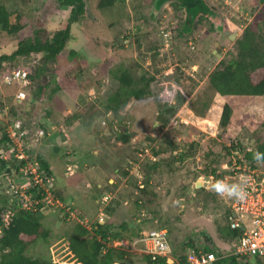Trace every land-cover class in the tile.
I'll return each mask as SVG.
<instances>
[{"label": "rangeland", "instance_id": "1", "mask_svg": "<svg viewBox=\"0 0 264 264\" xmlns=\"http://www.w3.org/2000/svg\"><path fill=\"white\" fill-rule=\"evenodd\" d=\"M3 1L13 11L10 17L13 23L17 21L19 13L26 12L27 26L20 33L22 37H28L38 29H45L48 34H52L55 29L65 28L73 22L72 7H63L57 0ZM100 1L86 0L88 12L79 21L71 24V37L56 61H47L43 53L36 54L35 57H20L17 60L18 69L27 70L29 73L37 72L39 69L40 75H43L34 80L36 82L31 89L28 87L30 90L28 88L24 90L18 83L8 84V86L18 87L14 99L20 89L26 93L27 97L20 104L27 101L33 109L47 111L46 108H50L52 102L57 107H62L63 97L60 93L54 95L53 99H48L50 87H46L44 94L39 97L40 99L45 96L44 100L40 99L41 101L34 103L29 99L33 92L36 95L39 91V84H47L50 81L51 75L55 74L57 78H60L63 74L75 70L80 71L79 80L84 82V86L98 82L96 87L92 86L90 89V95L85 93L78 97L73 96L74 100L80 103V107L78 111L69 108L66 113L73 115L84 111L85 114L84 117L79 118V122L73 119L76 124L74 122L72 128L61 121L67 116L66 114H63V117L58 115L59 123L61 121L60 126L51 125L52 129L48 130L43 137L28 138V143H33L36 147L35 153L41 154L50 164L53 171L51 180L54 184L56 181L58 189L65 194L66 200L54 205L51 204L52 200L48 201L47 204L39 205L35 211L29 204L26 210L42 217L45 226L50 229L49 253L52 260L58 264L71 262L64 259L63 255L66 253L67 239L74 226L80 223L93 232L94 227L98 228L95 224L97 220H101L100 218H103L102 223L107 222L112 225V232H116L122 223L129 224L128 229L123 231L128 237L115 240L112 244L129 251L132 255L135 254L137 261L143 259L146 261L142 254L145 247L141 241L143 233L154 228L158 229L160 225L166 226L170 234L184 238L183 240L199 238L204 242L201 232H205L219 242L216 224L225 212L226 205L229 206L232 201L234 192L228 189L225 181L231 178H222L224 181L217 183V186L212 177L204 176V184L215 193L216 201L213 205L206 198V193L197 195L192 180L195 181L193 179L195 170H199L197 168L202 166L201 153L209 147V141L217 138L218 144L214 146L216 150L221 148V142L224 143L219 137L222 134V127L219 124L221 103L237 96L218 94L216 89L210 85L209 76L220 60H229L237 54L238 41L248 27L258 33L264 32V6L250 19L248 11L240 7L241 4L238 5L239 0H208L211 6L220 13V20L199 19L193 30L183 36L180 35L179 27L184 22L185 12L175 1L166 2L158 10L155 9L157 0H144L140 4L136 3L137 7L135 0H117L112 8H100ZM143 3L146 5L142 7ZM251 4L256 5L257 2L252 0ZM140 5L142 11L135 9V7L140 8ZM237 9L240 11L236 12ZM242 12L247 18L238 16L243 15ZM225 30L236 32L235 40L226 38ZM12 37L7 34L0 35V56L7 52L11 42L18 41L15 36L14 39ZM148 47L151 52L157 53L156 60L150 55ZM73 49L79 50L77 55L72 53ZM9 62L12 63V61ZM121 67H127L132 72L138 81L134 84L136 88L150 87L151 93L143 99L132 98L124 112L117 115L107 105L112 104L108 96L117 90L120 83L113 71ZM13 69L7 62L0 67V84H5L3 76L8 77ZM142 74H145L147 78L155 75L158 82L163 83L164 86L168 85L170 90L177 88L175 94L172 93L173 97L164 101L162 91L158 97L156 85L149 86L141 81ZM44 76H47L48 80H45ZM177 78L181 85L177 83ZM170 83L173 85L171 86ZM94 88H98V93H95L97 90ZM178 90L184 92L185 98L183 97L182 104H178L177 112L170 118V121L166 125H161L157 116L161 110L160 104L164 105V103L160 99L166 103L176 104ZM3 91L6 95L10 93L7 86ZM6 95L4 96L5 103L8 104L11 96ZM235 101L233 102L235 106L240 103L238 99ZM185 111H190V113H185ZM125 123H127L129 133L133 134V142L131 141L127 151H133V145L144 146L146 150L142 152V156L138 155L143 161H147L148 158L154 159L152 149L159 145L169 149L171 145L168 139L178 144L175 154L182 151L187 152L190 143L194 140L200 141L204 148L200 150L195 159L182 160V165L181 162L176 164L181 165L183 169L179 174H175L174 180H180V183L177 182L173 188L169 187L170 181L165 176L166 174H154L149 186L152 199V204L148 208L149 212L146 209L135 208V199L139 190L127 185L129 178L132 179L133 185L138 181L146 184V178L142 172L144 167L138 165L136 161L131 160L127 163L125 160L121 165H127L130 168V176L125 177L120 174L119 179L112 177L110 184L105 185L109 180L107 177L113 171V156L119 158L122 153L118 150L125 149L124 147L118 148L122 143L118 142L115 136L116 131L120 130V124ZM256 128L264 136V125L259 122ZM243 133L245 130L239 132L240 139ZM149 135L154 136L155 141H147ZM108 137H111L110 142L106 140ZM242 140L248 147L253 146L252 139ZM140 148L137 146L138 153ZM23 156L29 157L27 154ZM226 163L227 158L223 157L220 168H224ZM4 171L1 170L0 173V203L3 205V199L7 198L8 210L6 212L12 215L23 207L17 202L18 197L15 198L7 191L9 187L11 188L10 177L18 172L8 176ZM95 184L104 188L101 191L96 190ZM111 184L116 186L115 190ZM183 190L186 196L179 197L180 199H170L173 198V193H180ZM102 191L104 192L100 193ZM120 191L121 195L125 194V198L123 196L119 198L120 205L116 206L114 212H106L107 206L113 205V199L118 198L116 195ZM83 195L88 198H84ZM105 196H108L107 201L104 200ZM14 206L18 207L17 212L10 210ZM150 211H154L155 215L148 216ZM144 215L148 218H143ZM176 216L181 219L176 220ZM166 222H170L171 226L166 225ZM138 224L139 229H142L141 234L137 232L139 231L136 228ZM44 245L41 242L36 246L37 248H30L28 254L35 256L41 253ZM1 254L2 251L0 258ZM240 262L241 264H255L256 260L244 258ZM72 263L76 264L74 261Z\"/></svg>", "mask_w": 264, "mask_h": 264}, {"label": "trees", "instance_id": "2", "mask_svg": "<svg viewBox=\"0 0 264 264\" xmlns=\"http://www.w3.org/2000/svg\"><path fill=\"white\" fill-rule=\"evenodd\" d=\"M116 1L117 0H101L99 6L100 8H112ZM135 1V6L136 3L140 4L144 2V0ZM168 1H175L179 7L184 9L185 19L182 26L179 27L180 35L184 36L189 34L193 30L196 21L199 19L220 20V13L212 7L207 0H157L155 9H160L162 5ZM57 2L63 7H72L73 22L79 21L88 12L86 0H57ZM141 5L143 7L146 4L143 3ZM141 5L140 8H136V6L135 9L142 11ZM12 13L13 11L8 8L5 1L0 0V35L7 34V36H13V39L15 36V39L18 40L17 42H11V46H8V50H6L7 52L0 56V67L3 66V63L9 61L15 62L20 57H35L36 54L40 53L44 54L47 61H56L61 52L66 48V44L71 37V24L73 22L69 23L65 28L55 29L52 34H48L45 29H38L35 30L32 35L22 37L20 33L27 26L25 20L26 12L19 13V15H17V21L14 23L10 20ZM238 42L237 48L239 50L237 54L232 56L229 60H220L209 76L210 85L216 89L218 94L222 96H237L221 103L219 124L222 127V134L219 137L223 139L224 143L221 142V148L216 150L214 146L218 144L217 138L211 139L209 141V147H206V150H203L201 153V168H197L199 170H195V172L193 171L195 174L193 179L195 181L192 180V182L196 187L197 195L206 193L205 196L210 200L211 205L215 204V193L204 184V176L212 177L214 184L217 186V183L224 177H230L232 179L240 174L245 177L255 176L257 178L258 174L254 171L255 169L259 172L260 178L263 177L264 136L259 133L256 124L260 122V124L262 123L264 125V32L262 33V31H260V33H258L255 32L254 29L248 27ZM147 50L154 60L158 58L157 53L151 52L149 47ZM78 51V49H73L72 53L77 55ZM79 73L80 71L76 72L73 70L71 73L63 74L60 78H57V75L53 74L52 79L47 84H39V92H41V94L45 87H50L48 99H53L54 95L60 93L63 97V104L62 107L59 108L51 101L52 106L48 108L46 115L34 121V130H43L45 134L48 133V130L52 129L51 125L60 126L61 121L72 128L75 121L79 122V118L84 117V111L72 115L67 114L66 110L72 108L78 111L80 103L75 101L74 97H78L81 94L85 95V93L90 95V89L92 86L96 87L98 82L95 81L94 84L84 86V82L79 80L81 75ZM113 74L120 83L118 84L117 90L108 96L112 104L107 105V107L111 109L114 114L119 115L123 113L132 98L137 100L143 99V97L151 93L150 87L136 88L134 86L138 81H136V78L129 68L121 67L113 71ZM29 75L33 80H37L40 77V71L37 69V72L30 73ZM140 79L149 86L152 84H154V86L156 85L158 97L160 92L167 87V85L164 86L163 83L160 84L155 75L147 78L145 74H142ZM176 81L181 85L178 78ZM34 83L35 81L30 85V89ZM170 85L172 86L173 83H170ZM6 86L7 89L10 90V93L7 95H10L11 99L8 104L5 103L6 99L4 96L6 93L3 89H0V143L2 144L0 147V173L1 170H5L4 172L6 175L11 176L18 172L20 168L27 163V160L22 156H10L7 159L3 158L2 153H7L9 155V149L13 144V140L8 133V127L16 120H22L23 126L26 128L29 127L28 123L29 125L32 124L33 120L28 121L30 115L25 112V101L22 102L23 104H20L14 99L18 87L15 85L8 86V84H6ZM6 86L3 88L5 89ZM25 89L27 90V88ZM183 93L184 92L179 90L177 91L176 97L178 96V100L175 102L176 104L166 103L160 99V101L164 103V105L160 104L161 110L157 116L161 125H166L170 121V118L177 112L179 105L183 102ZM13 99L14 102H12ZM237 99L240 100V103L235 106L233 102ZM7 107H9L8 111ZM185 113H190V111H185ZM63 114L67 116L59 123L57 117L58 115L63 117ZM73 119L75 121H73ZM181 124H183V122H181ZM111 128L113 130V127ZM34 130H31L30 133L25 135L24 141H26V144H28L29 137L35 138L33 134L35 132ZM242 130H245L242 139H252L253 146L248 147L245 145L244 141L240 139L239 132ZM115 136L116 140L122 143L118 148L124 147L125 149L118 150V152L122 153L119 158H114L113 156V171L108 177L112 175L111 178L119 179L118 176L120 174L125 177L130 176V168H128L127 165L121 166L125 160L127 163H130L132 160L133 162L136 161L138 165H142L144 167L142 172L146 178V184H142L138 181V183L133 185L132 179L129 178V183L127 185L133 186L139 190L135 199V208L141 210L146 209L148 212V208L152 204L149 186L150 180L153 178L154 174H166L165 176H167L170 181L169 187L173 188L177 182L180 183V180H174V177L175 174H179L181 169H183L181 166L183 163L182 160L195 159L203 148L200 141L194 140L190 143V148L187 152L182 151L175 154L178 144L168 139L171 145L169 149L159 145L157 148L152 149L154 159L148 158L147 161H143L138 155L140 154V156H142V152L146 150L144 146L142 147L139 144L133 145V151H127L133 140V134L129 133L127 123L124 125L120 124V130L116 131ZM110 139L111 137L106 138L109 142ZM147 141L153 142L155 141V137L149 135L147 136ZM162 143L165 142L162 141ZM137 146L142 148H140L139 153L137 152ZM35 148V146L27 147V145H25L24 152L30 155V159L34 158L38 160L42 167L48 171L49 175L53 176L50 164L41 154L35 153ZM223 157L227 158V163L224 165V168H220V162ZM178 162H181V165H176ZM109 184V181L105 183V185ZM111 185H113V190H115L116 186L114 184ZM94 188L101 191L104 187H99L95 184ZM54 194L57 198L66 200L65 194L60 191L56 185ZM121 194L120 191L116 195L118 198L113 199V205H108L106 212L112 213L116 210V206L120 205L119 198H122V196L125 198V194ZM83 196L86 199L88 198V196ZM184 196H186V194L183 190L180 193H173V198L170 199H180L179 197ZM7 200V198L3 199V205L0 203V225L4 223L3 216L8 210L6 204ZM150 212L151 213L147 214L148 216H150V214L151 216L155 215L154 211ZM148 216L144 215L143 218H148ZM175 219L179 221L181 217L176 216ZM96 225L98 228L94 227L93 232L80 223L74 226L67 239L66 253L63 255L64 259H68L67 261L71 262L74 261L76 264H122L123 262H126V264H138L140 261V264L167 263L166 259L154 260L144 253L142 254L144 258H146V261L144 259L137 261V257L134 256L135 254L132 255L129 251L112 244L115 240L128 237L125 236L123 232L128 229V223H122L121 227L118 228L116 232L111 231L112 225L110 223H102L101 220H97L95 226ZM166 225L171 226L170 222H166ZM216 225L218 237L227 243L237 241L238 237L241 235V230L231 228L229 221V206L227 205L225 207V212L217 221ZM136 228L139 230L137 232L141 234L142 229H139V224ZM159 228L167 227L160 225ZM201 233L204 242L200 241L199 238L183 240L184 238H180L177 235L174 236L170 234L168 230V238L173 249L172 254L176 258L173 264H190V254L200 255V251L201 253H208L210 251L216 252L218 259L212 264H241L240 260L244 258L256 260L255 264H264V257L260 256L242 257L235 254L223 255L225 249L221 250L218 247L219 249L216 250V247L212 248L211 240L213 237L205 232ZM50 235L51 231L45 226L42 217L36 216L35 213L27 210H20L13 216L10 223L3 228L0 234V252L2 251L0 264H58V262L52 260L51 254L49 253L50 245L48 243V238ZM41 242L45 244L41 253L35 256L29 255L28 250L30 248H37L36 246ZM69 264L74 263L69 262Z\"/></svg>", "mask_w": 264, "mask_h": 264}, {"label": "built area", "instance_id": "3", "mask_svg": "<svg viewBox=\"0 0 264 264\" xmlns=\"http://www.w3.org/2000/svg\"><path fill=\"white\" fill-rule=\"evenodd\" d=\"M29 74L27 70L14 68L9 72L8 77L4 75V81L7 84L18 83L25 90L32 83ZM173 90H170L167 85L162 91L164 101L169 97H173L172 93L175 94L174 92H176L177 88ZM26 97V93L20 89L15 99L21 103ZM30 132L27 127L25 128L23 126L22 120H16L12 123L8 129V133L13 140V144L9 149V155L2 153L3 158L7 159L10 156L24 157L23 155L25 154L29 155L24 152V148L25 145L27 147H33V143L26 144L24 137ZM34 133L37 139L43 136L44 131L38 130ZM25 159L27 163L20 168L17 174L10 177L11 188L9 187L7 189L15 198L18 197L17 202L23 205L21 210H26V207L31 204L35 211L39 205L47 204L51 200L52 205L62 203L61 199L54 196L55 184L52 182L51 175H49L48 171L42 167L38 160L34 158L30 159V155ZM254 171L258 174L257 178L255 176L245 177L239 174L232 179L225 180L229 190L237 189L242 190L244 193L243 198H241L233 191L232 201L229 204L231 228L241 230V235L238 237V240L231 243L233 247L232 254L242 257H264V170L262 171V178H260V174L256 169ZM223 181L221 179V182ZM104 200L107 201L108 196H105ZM17 208L14 206L10 210L17 212ZM7 214L6 212L3 216L4 223L0 225V234L16 213L12 215L8 214L6 217ZM100 219L102 220L103 218ZM143 235L142 241L145 246L143 250L144 254L149 255L154 260L166 259L168 261V259L173 257V249L168 238L167 228H154L148 232H144ZM200 255L190 254V264H212L218 259L215 251L208 253H201L200 251Z\"/></svg>", "mask_w": 264, "mask_h": 264}, {"label": "crops", "instance_id": "4", "mask_svg": "<svg viewBox=\"0 0 264 264\" xmlns=\"http://www.w3.org/2000/svg\"><path fill=\"white\" fill-rule=\"evenodd\" d=\"M7 63H9V65H11L12 66V68H17V61H16V63L15 62H12V63H10V62H7ZM4 64L5 63H3V66H4ZM2 66V67H3ZM40 71V70H39ZM41 72V71H40ZM31 73H33V72H31ZM41 74V73H40ZM41 76H43V75H40V77ZM3 78H4V76H3ZM50 78L52 79V75L50 76ZM32 79V78H31ZM44 79L45 80H48V78H47V76H44ZM50 79V80H51ZM33 80V79H32ZM34 81V80H33ZM36 82V81H35ZM47 82V81H46ZM5 83V82H4ZM45 84V83H44ZM6 84H0V89H4L3 88V86H5ZM98 89V88H97ZM96 89V90H97ZM30 90V89H29ZM46 90V87L43 89V92H42V94H44V91ZM95 91V90H94ZM95 93H98V90L97 91H95ZM41 94V92H37L36 93V95L34 94V92H33V94H32V96L30 97V99L29 100H31V102H39V100L41 99V100H44L45 99V96L44 97H42V98H40L39 99V97H40V95H42ZM40 100V101H41ZM40 105V104H39ZM24 106H25V109H26V111L25 112H27V114H29L30 116L28 117V121L29 120H33V122H32V124H30L29 125V123H28V126L29 127H27V128H29V129H31V130H34L33 129V123H34V121L36 120V119H39V118H41L43 115H46V110H44V109H36V108H32L31 106H29L28 105V102L26 101L25 103H24ZM46 109H48V108H46ZM73 170H74V168H73ZM75 171V170H74ZM78 171V170H77ZM76 171V172H77ZM55 179V178H54ZM108 181L109 182H111L112 180H113V178H109L108 177ZM56 185V187L58 188V185L57 184H55ZM99 187L101 186V185H98ZM104 191H102V192H100V193H103ZM105 194V193H104ZM219 242H218V240L217 239H212L211 240V247L213 248V247H216V250H218L219 248L221 249V250H224L225 249V251H224V253H223V255H230V254H232V250H233V247H232V245H231V243H227V242H225V241H223V240H221L220 238H219ZM141 241H142V239H141ZM142 243L144 244V242L142 241ZM219 247V248H218ZM173 259H174V262H175V260H176V258L173 256L172 257ZM173 262V263H174ZM126 263V262H125ZM138 264H140V262H138ZM144 264V263H143Z\"/></svg>", "mask_w": 264, "mask_h": 264}, {"label": "flooded vegetation", "instance_id": "5", "mask_svg": "<svg viewBox=\"0 0 264 264\" xmlns=\"http://www.w3.org/2000/svg\"><path fill=\"white\" fill-rule=\"evenodd\" d=\"M207 1H208V0H207ZM239 2H240V3H238V5L241 4L240 7H243V9H244L246 12L248 11V13H249L248 18H250V19H251L252 16H254V14L256 13V11H259L260 8L264 6V0H255V2H257L256 5H252V4H251L252 0H239ZM248 2H250V4H249ZM248 5H250V6H248ZM240 7H239V8H240ZM244 7H247V8H244ZM235 9H236V8H235ZM247 9H248V10H247ZM261 9H262V8H261ZM237 11H240V9H237L236 12H237ZM259 12H260V11H259ZM259 12H258V13H259ZM242 13H243V15H238V16H240V17L242 16L243 18H244V17L247 18L246 16H244V12H242ZM224 35H225V37L228 38L229 40H235V38H236V36H237V33H236V32H231L230 30H225V31H224Z\"/></svg>", "mask_w": 264, "mask_h": 264}, {"label": "clouds", "instance_id": "6", "mask_svg": "<svg viewBox=\"0 0 264 264\" xmlns=\"http://www.w3.org/2000/svg\"><path fill=\"white\" fill-rule=\"evenodd\" d=\"M3 80H4V78H3ZM4 82H5V81H4ZM6 84H7V83H6ZM162 101H163V100H162ZM163 102H164V101H163ZM171 103H173V102H171ZM233 191L235 192V194H236L237 196L243 198L244 193H243L242 190L234 189ZM172 264H173V263H172Z\"/></svg>", "mask_w": 264, "mask_h": 264}, {"label": "water", "instance_id": "7", "mask_svg": "<svg viewBox=\"0 0 264 264\" xmlns=\"http://www.w3.org/2000/svg\"><path fill=\"white\" fill-rule=\"evenodd\" d=\"M174 262L173 258L168 259L167 264H172ZM122 264H126L125 262H123Z\"/></svg>", "mask_w": 264, "mask_h": 264}, {"label": "bare ground", "instance_id": "8", "mask_svg": "<svg viewBox=\"0 0 264 264\" xmlns=\"http://www.w3.org/2000/svg\"><path fill=\"white\" fill-rule=\"evenodd\" d=\"M70 263H72V262H70ZM64 264H69V263H64Z\"/></svg>", "mask_w": 264, "mask_h": 264}]
</instances>
